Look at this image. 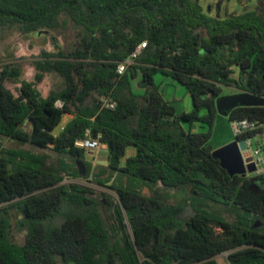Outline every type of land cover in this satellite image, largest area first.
I'll return each instance as SVG.
<instances>
[{"label":"trees","instance_id":"16d2710c","mask_svg":"<svg viewBox=\"0 0 264 264\" xmlns=\"http://www.w3.org/2000/svg\"><path fill=\"white\" fill-rule=\"evenodd\" d=\"M68 26L73 48L43 51L33 81L17 64L0 71V264H219L226 252L230 264H264V172L231 175L211 144L224 87L264 96V0L224 19L201 0H0V28L29 36ZM158 74L186 88L190 111L164 98ZM47 75L60 85L44 96ZM6 81L21 84L17 94ZM228 120L261 125L240 141L264 134V107ZM87 130L107 146V165L76 147ZM78 160L116 196L65 184L80 177Z\"/></svg>","mask_w":264,"mask_h":264},{"label":"rangeland","instance_id":"374dc122","mask_svg":"<svg viewBox=\"0 0 264 264\" xmlns=\"http://www.w3.org/2000/svg\"><path fill=\"white\" fill-rule=\"evenodd\" d=\"M76 41L75 31L71 26L62 29L58 33L54 34H38V35H23L17 28H0V71L4 65L17 64L21 66L25 72L24 80L33 81L35 75V69L33 62L39 58L43 51L56 52L59 49L70 51ZM234 77H238L236 73ZM137 81L133 84V89L136 94H142L143 90L137 86ZM156 85L164 95V98L173 103L178 113L188 112L192 108V100L185 87L174 82L171 78L158 74L155 79ZM60 80L54 75H47L44 81L40 84V90L44 96H47L52 89L58 88ZM5 86L14 92L18 93L20 83H13L12 81H6ZM238 91L231 87H224V94H233ZM70 119V116H65L63 125ZM62 125V126H63ZM194 131H198V127L194 126ZM201 130V129H200ZM61 127L55 130V134H59ZM7 143L6 141L4 142ZM102 144L100 150L96 153L86 151V159L91 162L93 166L106 165L107 164V151ZM125 161L123 162V164ZM77 165L80 171V177L73 178L68 177L65 179V184H79L92 188L96 191H104L116 196L114 190L111 188H105L98 185L91 176L87 175V168L85 162L82 160L77 161ZM144 194L150 195L148 188L143 189ZM229 220H233L234 217L227 215ZM259 227H264V221H259ZM128 231L131 233L130 228ZM16 233V239L23 243L25 240L24 233ZM219 264H230L229 253H223L216 257Z\"/></svg>","mask_w":264,"mask_h":264},{"label":"built area","instance_id":"2783aa9c","mask_svg":"<svg viewBox=\"0 0 264 264\" xmlns=\"http://www.w3.org/2000/svg\"><path fill=\"white\" fill-rule=\"evenodd\" d=\"M146 47V42H143L126 60L121 62L118 67L117 71L118 73L122 74L124 73L127 68L133 64H135L136 59L141 54L142 50ZM104 106L110 109H113L115 107V103L112 101H108L105 98L101 99ZM58 107L63 106V102L58 101L57 102ZM261 127L256 122H252L249 120H236L231 122V128L234 132V135L237 137L241 134L253 132L258 130ZM87 137L81 140H78L75 145L78 148L85 149L88 152L96 153L100 150L102 144L100 142L99 138H93L90 135V130H87ZM248 150V162H246L247 168L250 165H254L256 168V173L262 174L264 172V134L258 133L255 136L248 137L246 140H244Z\"/></svg>","mask_w":264,"mask_h":264},{"label":"crops","instance_id":"0c3cea01","mask_svg":"<svg viewBox=\"0 0 264 264\" xmlns=\"http://www.w3.org/2000/svg\"><path fill=\"white\" fill-rule=\"evenodd\" d=\"M201 4L205 12L210 16L224 19L232 14H239L245 10H253L258 5V0H201ZM65 116H70V119L64 125L62 121L61 125L59 126L61 127V130L64 129L66 124L71 119H73V115L67 114ZM195 126L198 127V131L201 129L199 125H195ZM236 139L237 137L234 135V132L231 128V123L229 122L228 118L220 116V118L215 124L213 131V139L211 141V144L214 146L213 153L231 144ZM104 148H105L104 150L107 151V146ZM135 153H136L135 148L131 147L127 150V157L134 156ZM241 155L244 161L248 159L247 151L241 152ZM263 156H264V151H263ZM106 157L108 161V153ZM245 168L247 170L246 172L247 177H254L256 175H259V173H256L255 171L249 172L246 162H245Z\"/></svg>","mask_w":264,"mask_h":264},{"label":"water","instance_id":"95a60500","mask_svg":"<svg viewBox=\"0 0 264 264\" xmlns=\"http://www.w3.org/2000/svg\"><path fill=\"white\" fill-rule=\"evenodd\" d=\"M217 111L220 116L228 118L233 110L240 107H264V96H256L247 92L224 94L216 100ZM248 150L245 141L236 139L231 144L213 153L214 158L220 160V165L231 175L246 176L245 162L241 152ZM249 172L256 171L254 165L248 167ZM258 226V225H257Z\"/></svg>","mask_w":264,"mask_h":264}]
</instances>
